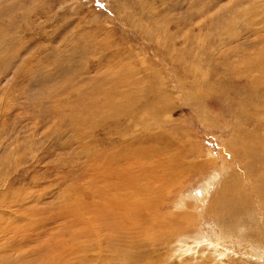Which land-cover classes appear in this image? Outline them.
<instances>
[{
    "label": "rangeland",
    "instance_id": "rangeland-1",
    "mask_svg": "<svg viewBox=\"0 0 264 264\" xmlns=\"http://www.w3.org/2000/svg\"><path fill=\"white\" fill-rule=\"evenodd\" d=\"M262 57L264 0H0V264H108L121 248L97 221L82 235L83 204L130 155L176 174L159 212L186 211L170 236L125 227L138 264H264V192L229 144L264 150L237 117L264 103ZM225 187L248 207L224 226Z\"/></svg>",
    "mask_w": 264,
    "mask_h": 264
},
{
    "label": "bare ground",
    "instance_id": "bare-ground-1",
    "mask_svg": "<svg viewBox=\"0 0 264 264\" xmlns=\"http://www.w3.org/2000/svg\"><path fill=\"white\" fill-rule=\"evenodd\" d=\"M260 60H261L260 62L259 61L251 62V67L257 68L261 73V76L258 79L264 78V57H262ZM253 65H255L256 67H254ZM263 98H264V94L259 99H256L255 103L256 102L261 103L260 100H262ZM126 103L130 104V100H128ZM245 105L246 106L248 105L247 101H245ZM117 106L115 107V110L117 112H120ZM131 109H132L131 106H129L128 108L122 109V111H126L125 114H131L133 112ZM250 109L253 115L248 116L246 113L248 110H246L244 106L240 105V113H238L237 117H238V120L248 119L249 120L248 123H254L253 127L255 130H257L259 127H261L259 123H262V122L264 123V117L261 115L262 113H264V103L261 104V107L251 106ZM148 112L152 113V111L150 110ZM237 137L239 138L240 136L234 137L233 140L229 142V144H232V145L241 144V146L233 145L232 149L234 150V153L239 154L241 158H244V157L249 158V163L247 162L249 166L248 168H244L245 178H248L247 175L257 176L258 178L256 180L252 181V179L251 180L249 179V181L251 182L252 186L256 189L258 194L261 192H264V150L254 149L255 153L251 154L249 151V148L253 146L251 144H247L246 140H242L241 138L238 139ZM147 139H149L148 136H147ZM258 141H260L259 138H258ZM150 150L158 151L157 148L150 149ZM156 153L157 152H155L153 155H155ZM151 155L152 153L151 151H149L146 153V155H144V157L146 156L150 157ZM132 158H134V161H135L134 156L132 157V155H130L128 157L129 160ZM134 161L131 164L130 168H129V165L125 163L126 165H128L126 169L128 170L129 168L130 172L123 171L124 169L123 168L121 170V173L118 172L116 174L118 178V182L114 180L115 181L114 184L113 185L111 184V187L115 189V192L112 196L111 195L108 196L106 194L105 195L99 194L98 196L99 198H97V199H100L99 202L95 203L96 202L95 200L97 199L94 198L93 199L95 201L93 202L94 204H92L91 202L90 203L92 205H89L88 203L83 204L84 205V208H83L84 220L82 222L83 223L82 235L88 238L92 237L93 236L92 222L97 221V227L98 226L103 227V230L106 231L105 236L108 235V242L105 241L106 244L108 245L110 244L112 247L117 246L118 248H121L119 252H117L116 254L115 253L108 254V256H106V258L103 260V263L107 262L108 264H120V262H127V264H138V261L141 260L140 258L142 257L140 256V254H138L137 250L141 249L140 247L143 244L142 238L137 237L138 241L134 245L132 242L133 239H130V237L127 236L128 235L127 233L129 232H125V230L128 229V227H131L135 233L139 234L140 230L143 229L146 232H148V234L153 236L154 238L162 237V236L167 235L169 232L171 234L173 231L180 229L181 227L180 218L183 217L184 212H186L185 210H183V212H180L179 214H176V213L170 214L171 212L170 213L168 212L169 214L166 212L165 213L159 212L161 204H159L158 202L159 198H158L157 192L161 194L160 192L163 188L164 190H166V188L170 186V184L172 185L173 178L176 176V174L172 172H166L165 169L162 170V169L155 168L154 166H152V163L149 162V160H146V163L148 165L146 164L139 165V163L137 165L134 163ZM201 164L202 163H197V166ZM145 166H147V169L145 168ZM190 166H194V164L193 165L191 164ZM143 167L145 170L143 169ZM139 178L143 180V182L140 184L138 182ZM235 187L236 186H234V188ZM170 188H172V186ZM229 188L225 187L226 191H225V194L222 196L220 203L216 206H213L209 212V214L214 219V222H216L217 224L220 223L224 226L228 223H232L240 219L242 216L243 210L247 209L245 205L248 207L247 202H245V200L241 198V195L238 194L240 192H236L237 190L235 191L230 190L231 193H229V190H228ZM131 189H132V192H131ZM168 190H166L165 192H168ZM116 194L117 196H115ZM89 213L91 214L95 213L94 216L96 217L93 218L89 216L90 215ZM86 214L87 215L89 214L88 215L89 217ZM126 221H129V223H126ZM128 224H131V226H129ZM126 226L128 227L125 228ZM122 227H124V229ZM221 232L224 234L223 227H222ZM112 234H113V237L115 236V239L109 237V235L112 236ZM121 240L123 242H120ZM123 245H126L128 248L122 247ZM99 253L101 252L99 251ZM100 256L101 254H98L97 256L94 257V259L97 261L96 262L97 264H99L98 258H100Z\"/></svg>",
    "mask_w": 264,
    "mask_h": 264
}]
</instances>
